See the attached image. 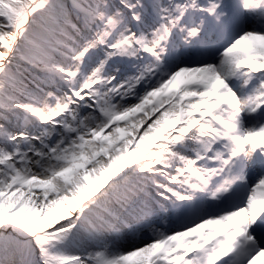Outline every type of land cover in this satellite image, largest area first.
I'll list each match as a JSON object with an SVG mask.
<instances>
[{
  "label": "snow or ice",
  "instance_id": "snow-or-ice-1",
  "mask_svg": "<svg viewBox=\"0 0 264 264\" xmlns=\"http://www.w3.org/2000/svg\"><path fill=\"white\" fill-rule=\"evenodd\" d=\"M264 258V0H0V264Z\"/></svg>",
  "mask_w": 264,
  "mask_h": 264
},
{
  "label": "bare ground",
  "instance_id": "bare-ground-1",
  "mask_svg": "<svg viewBox=\"0 0 264 264\" xmlns=\"http://www.w3.org/2000/svg\"><path fill=\"white\" fill-rule=\"evenodd\" d=\"M257 264H264V258H259L257 260Z\"/></svg>",
  "mask_w": 264,
  "mask_h": 264
}]
</instances>
